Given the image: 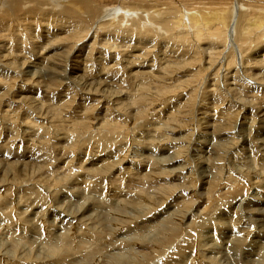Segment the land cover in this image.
<instances>
[{
    "label": "bare ground",
    "instance_id": "obj_1",
    "mask_svg": "<svg viewBox=\"0 0 264 264\" xmlns=\"http://www.w3.org/2000/svg\"><path fill=\"white\" fill-rule=\"evenodd\" d=\"M2 1L3 0H0V7L2 6V11L0 12V91L4 90V94H0V98L6 96L8 99L7 102L12 98V102H16L23 106L26 105L28 111H38L40 114L37 113L40 116L36 115V112L34 113L36 119L38 118V120L42 119L43 122H49L51 130H48L49 127L45 129L43 127L45 125L42 126L39 121H30L24 118V120L27 121L20 122V124L22 123V128H20L22 135L28 134L32 137L37 135L42 138L39 142L42 151L44 148L47 149V143L50 141L46 143V140L49 139L52 132L54 133L53 139L67 142L69 144L68 149L71 148V152L75 149L76 151L78 149H83V147H78L79 143L81 141L83 142L81 139L82 136H89V142L94 139V146H98L96 147L98 149L108 150L111 143L115 144L117 140H123V143L120 145H122V147L126 146L128 139L126 126L121 124L118 120L112 122L106 118L107 115L111 113V110L118 112L119 116L123 115V102L120 98L126 95V91H123L121 87L119 90L111 89V85L120 84L121 86L127 78H132V76L138 79V82H135L138 86L136 90L137 94L133 93L132 104L137 105L139 102H146L147 107L140 110L141 117L137 118L135 124H133V129H135L134 125L139 121L138 119L144 117L143 119L145 120L150 112L154 111V118H157L156 114L159 113L160 110L153 109V111L149 113L148 111L152 109L155 103L162 102L164 101L163 99L166 98L165 94L168 91L162 88L163 86L180 81V79L176 78V73L179 68L182 67V64L195 65L196 63H202L203 68H199L198 66L195 70L192 69L193 71H191L190 78L183 81V84H181V88H183L182 91L184 92H181L182 94L179 97H187V100L191 98L193 101L196 100L194 102L195 105L191 104V107L194 105L193 108L187 110L186 107H181L182 109H180L178 114H172V116L168 115L166 121H163L164 115L160 116L155 121L153 120V122H151L152 120L149 121L152 123L146 130L149 136L147 133L145 134L148 138L142 139V137H139V139L133 143L138 145L144 152L137 151L136 153L134 151L131 153L134 155L130 157L128 153L126 154V150L121 148L119 151L116 150L114 153L110 154L105 153L103 156L99 157V152L103 150L97 149L99 152L95 150L93 155L89 152L87 153L95 157L94 161H98V165L99 162L102 163L100 166H93V168L91 166L93 163L91 160H81L83 164L81 163L80 167L76 168L80 171L84 170L85 173L89 175L91 171H94L91 179L83 173L82 176L89 179V187H93V185L95 188L99 189L102 187V190L99 191L100 198L95 196L92 197L91 195L90 197L84 193L80 195L83 191L77 186L80 185V178L82 180V176H80V178H74V180L70 179L69 177L73 175L72 171L74 170H72L71 167V169L68 171L65 170L66 172L64 171L56 177H53L54 174L53 176L51 175L52 177L50 175V177L37 176L34 180L35 184L31 185V187L28 185V188L22 187L25 186V181H17L16 179L18 186L15 194H19V196L15 200V204L19 207V210L17 213H14V207H10L11 202H7L8 200H3L0 203V264H264V229L260 225L264 222V201L259 200L260 197L258 196V199H255V197L254 199L251 198L248 194L250 190L246 192L243 190V187H239L240 184L243 185L241 177L243 179L246 178L254 185L260 183L262 179L264 180V140L260 142L254 139V141L251 142L250 139L253 147V150L250 151L251 159L248 158L249 153L247 154V152L249 151L244 148L245 145H247L244 141L245 135L249 131L245 133V135L242 132L236 133V135H239L238 139L232 136L235 139L230 143L231 145L227 143V145H224L225 142L213 141V135L218 134L221 136L231 134L230 132L233 129L231 125L234 124L235 121L237 124L239 118L243 117H240L243 109L228 115L230 113H227V111L232 109L228 107L224 113H219L220 117H217V114L211 115L214 117L216 115L215 120L217 122L213 119L215 123L212 125L208 123L205 127H203V125L207 122L203 121V125L201 126V120H205L204 118L208 117L206 113L201 112L204 116H198L200 117L199 122H197V118H195L196 110L208 104L209 96L207 95V89L209 94L210 92H213V94L217 92L216 94H219L222 99H226L225 97L227 94H229L231 98L234 92H236L237 86L233 85L237 84V79L239 81L243 80L244 83L241 84V87H245L248 82L264 85V79L256 81L254 78L255 75L251 74V72L249 73L250 69L253 67L256 69L258 67H255L257 63L264 62V55L263 57L258 56L262 57V60L258 61L256 59L257 57L251 58L254 53L250 52V50H257L258 47L264 45V0H236V2L234 0ZM118 14L120 15L118 16ZM59 22H61V24ZM83 23H86L84 30L81 29V24ZM79 25L80 29H78ZM61 26L67 28V30L63 31V34H65L63 36H60L61 33L56 34V30H61ZM32 32L37 34L47 33L45 35L49 34L51 37L45 36V38L48 39L46 44H50L46 47H40L37 55L33 52L35 50L33 47L35 46L31 45L34 43L33 40L37 39V36ZM90 33L91 35L93 34L91 38H89ZM88 39H93L94 41L92 44L85 46L84 43L87 42ZM122 39H126L124 40L126 41L125 43L131 41L137 44H134V46H127L124 42H121V44L116 43V40ZM162 39H165V41L167 40L165 44L168 46V50L173 48L172 45L178 48L174 56V58L176 57L177 59L174 61L167 63L168 61L165 60V57L160 58L161 54H156V51L161 52L163 49V46L160 48V46L164 44ZM159 40L162 41L160 45ZM55 43L65 44L62 45L64 46L62 49L65 48L64 53L67 54L66 61L60 62V60L57 62H50L46 57L47 53L42 52L53 49ZM18 45L20 49L17 50ZM251 46L253 47L252 49H250ZM235 47H238V50H235ZM179 51H181V53ZM137 52H142V55H139ZM44 53L45 56H43ZM85 53L90 56L93 53L99 54V58L97 57L96 59L100 61L103 60V62H101L104 64L103 67H99L93 77H89L90 70L85 71L88 69V66L85 65L84 69H81V64H85V62H82ZM147 53H153V55H148ZM127 54L130 55L128 56ZM115 55L122 61L124 56L127 55V63L131 64V68L127 65L118 66V64L116 65L117 68H115V63L112 66L115 70L111 71L109 66L112 64L106 66L104 62H112L116 57ZM19 57L22 59L18 60L17 58ZM167 57L169 58L170 56ZM155 63L161 66L155 65ZM238 63H240V65ZM143 66H145L146 69L159 66V70H156L159 74L150 78L146 72L135 70V68L140 69L143 68ZM174 69H176V71ZM80 71L84 73L80 75ZM109 71L111 72L109 73ZM222 71H224V74ZM203 74H205V76L203 79H200L199 76ZM221 74H223V76ZM23 75L25 79L23 77V80L20 79L21 81H18L19 76ZM192 77L193 80L189 81ZM255 77L258 76L256 75ZM17 81L20 84L17 83ZM45 81L55 82L56 85L64 89L62 97L66 96V93H68L71 87L77 88L71 96V99H69L72 100V102H74V99L77 100L76 98L78 95L79 99L85 96L86 102H88L89 99L92 101L91 95L100 93L99 99H97L96 102L99 101L101 103V101H107L102 107V111L106 114L104 120H98V123L94 122V124H97L95 126L92 124L93 121L91 122V119L83 117V115L77 121H71L72 123L69 121L70 124L66 121V118L62 119V124H57L56 119L61 115L63 103L56 108H53L52 105H47V107L44 103L35 104V100H30V98H33L31 96L24 95L19 97L21 94L17 95L18 91H20L19 88L26 90L29 89V87H34L35 89L41 88L44 92L49 93L47 87L44 89V86L42 87V82L46 83ZM110 81H112L111 84L109 83ZM146 81L153 83L144 85ZM251 87L254 86L252 85ZM248 88L250 87L248 86ZM79 89L82 91L81 94H78ZM134 89L135 88L132 90ZM223 91H226L227 94ZM139 93L143 94L141 95ZM250 94L248 96H250ZM253 95L255 94L253 93L252 96ZM237 99L235 102L243 106L247 107L250 106L248 104H251V101H244L240 97H237ZM81 101L85 102L84 100ZM228 102L230 103V101ZM235 104L234 106H236ZM217 105L219 107V104ZM217 105L215 106V112H219L217 110ZM243 106L241 107L244 108ZM9 109H6V111L3 110V112L0 113V124L6 131L12 133L15 131L14 134L17 135L16 130H18V126L14 121L15 116ZM31 114H27V118H29ZM34 115L32 114V116ZM223 118L225 119L222 121L223 123H219L218 120H222ZM257 118L258 116L256 119ZM5 121H7V123H5ZM254 121L255 120L252 119V123H254ZM196 122L199 123L198 126L203 127L206 132L194 137V126ZM146 125L147 124H145V126ZM187 125L189 127L187 128L182 142H178L176 138H172L171 134L174 129L181 128L182 126L186 127ZM238 125L241 124L238 123ZM238 125H236V129ZM145 126L138 129V131H141ZM258 127L261 128V126ZM209 130L212 132L209 133ZM208 137L210 139H207ZM18 138H20V136ZM37 139L35 138L34 140ZM108 141L110 142L108 143ZM3 142L4 144L2 147H8V145H10L8 149H15L17 146L15 143H9L10 140L7 143H5V141ZM17 142L20 143L19 141ZM35 143L37 144L38 141ZM67 143L65 144L68 145ZM174 143L177 144L178 147L173 146ZM37 146L38 145L35 146L36 150L38 148ZM34 148L32 149L34 150ZM49 151L53 153L51 148ZM117 152H120L122 157L120 154L117 155ZM147 152L150 154L144 156ZM161 152L164 154L168 152V156L162 158L163 161L168 162L166 165L164 164L159 167L152 166L154 170L158 169L162 171L164 170V166L180 162V167L172 172V174H177V176H175L176 178L183 179L185 184H190V186L186 187V190L189 192L197 191L198 182L199 188H202L201 185L203 184L201 190L206 192V197H210V195L216 193L214 192L215 190L222 191L226 189V187L224 189L220 187L222 183H229V185L225 186L230 188V190L234 188L229 194L227 193L224 195L225 197L223 196L222 198L229 206L222 207L220 205L221 208L219 209L221 210L220 213H224L223 216H225L223 218L225 221L222 220V223L219 222L221 223L219 224L220 227H216V230L220 229L222 232L221 235L223 236L218 238L224 240V242L221 243L222 245L216 243L218 240H216V235H210V237H208L209 235L207 237L205 236L208 223H213V221H210V219L206 220V218L209 214L214 213L210 206L205 212H203L204 209L201 211L199 210L201 204H203V200H198L203 199L205 195L202 193H194L192 197H188L186 191L183 192L178 190L180 193H183L177 197L178 193H176V191L180 188V185H170L169 187L166 185L168 187L166 190H161L165 188V185L156 190L150 189V187L153 186L148 183L149 178L153 175V173H151L153 170L151 166H149L151 168L148 167L150 172L144 178L137 176L135 177L136 179H133L135 176L133 175V180L130 179L132 182L137 181L138 184L142 182L145 187L144 189L140 187V190L134 188L133 191H129L134 200L132 201V198H130L131 200L128 199L129 201L120 199L125 195V192L127 193L125 189L130 186L123 181V177L125 176L126 178L127 175L125 171L128 169L124 168L123 165L129 163L136 169L138 166L140 167L142 165L141 162L143 159L153 161V159H155L154 157H156L155 155H159ZM37 153H39V150ZM81 153L84 154L83 151ZM141 153H143V155ZM10 154H12V156L13 154H17L18 156L20 152L15 151ZM87 154L85 153V155ZM230 156L241 159L243 165H247L248 168H240V170L237 171L238 173L235 172V174L227 175L224 179L220 180L223 163L230 164L231 162L228 163V159L231 158ZM112 158L116 160L120 159V161L117 163V161H113L114 159L112 160ZM46 159L44 160L46 161ZM59 159L61 160V158ZM59 159L55 158L57 162ZM259 160L260 163H258ZM60 162H62V160ZM20 163L16 164L19 165ZM25 163L22 164V167L26 165ZM16 164L14 166L15 168L18 167ZM199 165L200 168L213 166L215 173H212L210 169L208 175L204 176V178L202 177V180V175H199L202 171H198ZM40 166L43 167V164ZM3 167H5V169L2 170V168L1 170L4 171L5 175L1 178V181L7 182L8 174H12L11 172L15 168L11 167V165H5ZM26 168L27 166L24 167V169ZM61 169H63V167ZM119 170L121 172H119ZM195 170L196 173L198 171L197 175H199L198 177L202 181H194L193 178L197 176L195 175ZM38 171H41L40 167ZM114 171L118 173L116 177ZM203 172L207 173L208 169L204 168ZM119 173L121 174L119 175ZM168 174V171L165 172V175ZM128 175H132L129 169ZM232 175H234V177ZM237 176L238 178L240 177L239 182ZM29 177H31V175ZM205 178L207 181L204 180ZM3 179L5 180L3 181ZM92 180H94L93 185H91ZM109 182L110 186H113L110 188L113 193L107 191ZM85 183V186H88L87 182ZM237 184H239L238 187L235 186ZM38 186L42 187V189H39ZM105 187L107 188L105 189ZM116 187L119 188V190H116ZM68 188L69 190L66 193H68L69 197L67 198H73H70V201H58L59 199H56L58 201L56 206H51V201H46L45 195L48 193L50 195L52 192V194L56 196L60 193V190ZM86 188L88 189V187ZM241 188H243L242 190L244 192L241 191ZM252 189L256 188L253 186ZM90 190L93 189L91 188ZM80 191L81 193H79ZM91 193L94 194V191ZM220 193L218 194L217 192V200L222 196ZM28 194H30V196ZM26 196L29 197L26 198ZM8 198L10 199L11 197ZM157 198L158 201L156 200ZM28 201H31V203L28 204L29 208L25 206ZM161 206L162 208H160ZM210 210L211 213H209ZM6 211L7 213H5ZM161 213L162 215L159 217ZM253 224H259V227L256 225L258 231H252L253 237L251 239L248 236V229H254ZM209 231L211 232L213 230H208V232ZM125 233L135 235L129 238H120ZM261 234L262 236L257 238ZM193 238L198 239L196 246L194 244L192 245ZM219 242L220 241H218V243ZM145 248L149 251H144ZM226 251L230 252H227L229 253V257L232 256L230 259L223 254ZM247 258H249V260H247ZM227 259L229 262H227Z\"/></svg>",
    "mask_w": 264,
    "mask_h": 264
},
{
    "label": "rangeland",
    "instance_id": "obj_2",
    "mask_svg": "<svg viewBox=\"0 0 264 264\" xmlns=\"http://www.w3.org/2000/svg\"><path fill=\"white\" fill-rule=\"evenodd\" d=\"M232 1V0H231ZM235 2H236V0H234ZM2 2H4V0L2 1ZM206 3H208V2H206ZM244 3V2H243ZM109 6H112V5H109ZM117 7V6H116ZM2 11V6L0 7V12ZM120 14H118V16H119ZM58 19H61V18H58ZM60 24H61V22H59ZM58 23V24H59ZM71 25V24H70ZM82 26V28L81 29H85V26H86V23H83V24H81ZM58 28V27H57ZM64 28V29H63ZM60 29L61 30H56L57 32H56V34L57 33H61L60 34V36H63V35H65V34H63V31L64 30H67V28H65V27H60ZM78 29H80V25L78 26ZM32 33H34L36 36H37V39H35V40H33V44H31V45H33V46H35V47H33L35 50L33 51L34 53H35V55H37V52L40 50V47H46V46H48L50 43H47L46 44V41L48 40L47 38H45V36H49V34L48 35H45V34H47V33H40V34H37V33H35V32H32ZM39 35V36H38ZM93 35V34H92ZM91 33H90V36H89V38H91ZM85 36V35H84ZM83 36V37H84ZM50 37V36H49ZM51 38V37H50ZM71 40V39H70ZM124 40H126V39H122V40H116V43H118V44H121V42H124V44H126L127 46L129 45V46H134V44H137V43H135V42H128V43H125L126 41H124ZM128 40V39H127ZM94 40L93 39H88L87 40V42H85L84 43V45L86 46V45H90V44H92V42H93ZM134 41V40H133ZM160 41V43H159V45L160 44H162V41L164 42V44H162L161 46H160V48L163 46V49H162V51L161 52H159V51H156L157 53L156 54H161L160 55V58H163V57H165L166 59L165 60H167L168 62L167 63H169L170 61H174L175 59H177L176 57L174 58V56L176 55V49H178V48H176V47H174L173 45H172V47L173 48H171V49H167L168 48V46H166V41H165V39H162V41L161 40H159ZM263 42H264V39H263ZM59 43V42H58ZM58 43H55L54 44V46H53V49H50V51L49 50H46V51H42V52H45V53H47L46 54V57L50 60V62H57V61H60V62H63V61H66V57H67V54H65L64 53V50H65V48L64 49H62V47H64V46H62V45H65L64 43H62V44H58ZM130 43V44H129ZM132 43V44H131ZM124 44H122V45H124ZM157 45H158V43H157ZM156 45V46H157ZM159 45H158V48H159ZM258 46V45H257ZM27 47H28V45H27ZM82 47H83V45H82ZM90 48V47H89ZM88 48V49H89ZM253 47L251 46L250 47V49H252ZM18 49H20V46L18 45L17 46V50ZM81 49V48H80ZM166 51H165V50ZM175 49V50H174ZM180 49V48H179ZM182 49V48H181ZM238 50V47H235V50ZM166 53H165V52ZM167 51H169V52H167ZM1 52V51H0ZM180 53H181V51H179ZM178 52V53H179ZM237 52V51H236ZM250 52H253L254 54H253V56H251V58H254V57H257L256 59L258 60V61H261L262 60V57H263V55H264V45L263 46H261V47H258V49L257 50H250ZM45 53H44V55L43 56H45ZM139 55H142V52H137ZM164 53H165V55H167V56H170L169 58L167 57V56H165L164 55ZM168 53V54H167ZM178 53H177V55H178ZM134 54V53H133ZM148 54V53H147ZM147 54H145V55H147ZM163 54V55H162ZM261 54V55H260ZM128 56L130 55V54H127ZM124 56V58H123V61L122 60H119V58L117 57V55H115L117 58H118V60H117V58L115 57V59H113V63L112 62H109V63H107V62H104V63H106V66H109V65H111V66H109L110 68V70L112 71H114L115 70V68H117L116 67V65L118 64V66H120V65H122V66H128V67H130L131 68V64H128L127 63V60H128V56ZM148 55H153V53H150V54H148ZM248 55V54H247ZM257 55V56H256ZM39 56V55H38ZM98 56H100L99 54H95V53H93V54H91V56L90 55H88V54H84L83 55V60H82V62H85V64L83 65V64H81L82 66H81V69L83 70L84 69V66L86 65V66H88V69L87 70H85V71H89L90 70V73H89V77H93L94 75H95V73H96V71H98L97 69L100 67V68H102L103 67V63H101V62H103V60L102 61H100V60H97L96 58L98 57ZM102 56V55H101ZM258 56H262V57H258ZM103 57V56H102ZM172 57V58H171ZM179 57V56H178ZM99 58V57H98ZM174 58V59H173ZM18 60H21L22 58L21 57H19V58H17ZM85 59V60H84ZM87 59V60H86ZM101 59V58H100ZM181 59V58H180ZM232 59V58H231ZM240 59V58H239ZM98 61V62H97ZM120 63H118V62ZM122 61V62H121ZM157 62H159V61H157ZM166 62V61H165ZM253 62V61H252ZM80 63H81V60H80ZM91 63V64H90ZM116 63V64H115ZM159 63H162V62H159ZM101 64H102V66H101ZM115 64V65H114ZM201 64V65H200ZM239 65H240V63H238ZM95 65V66H94ZM114 65V67L115 68H113L112 66ZM155 65H160V64H156L155 63ZM166 65V64H165ZM164 65V66H165ZM161 66V65H160ZM198 66H199V68L200 67H202L203 68V65H202V63H196L195 65H191V64H187V65H184V64H182V67L181 68H179V70H178V72L176 73L177 75H176V78L177 79H180V81L179 82H172V84H169V85H165V86H163L162 88H165L166 89V91H168V92H166V98L165 99H167V100H165V99H163L164 101H162V102H159V103H155L156 104V106H155V104L153 105V107H152V109L151 110H149L148 111V113L150 112V111H153V109H155V110H160V112L159 113H157L156 114V117L157 118H154V116H155V114H153V112H150L149 114H148V116L145 118V120L143 119V118H140V119H138L139 121H137V123H136V125H134V128L135 129H133V124H135V120L137 119V118H139V117H141L140 116V110H143V109H145V107H147V103L146 102H139L137 105H133L132 104V98H133V93L135 94H137V89H138V86H137V82H138V79L136 78L135 79V77H133L132 76V78L131 77H129V78H127L126 80H125V82L123 83V84H121V86H120V84H116V85H111V89L113 88V89H115V90H119L120 89V87H121V89L123 90V91H126V95L123 97V98H120L121 100H122V102H123V105H122V107H123V110H122V112H123V115H121V116H119V113L118 112H114L113 110H111V113L109 114V115H107V120H110V121H114V120H118L121 124H124L125 126H126V130H127V132H126V134H127V137H128V139H127V145L126 146H123L122 147V145H120V144H122L123 142V140H117L116 142H115V144H116V146H115V144L113 143H111V145H112V148H111V145L109 146V148H108V150H104V149H98V148H96V147H98V146H94V139H92L91 140V142H89L90 140H88V138H89V136H82V140H83V142L81 141L80 143H79V145H78V147L80 148V147H83V149L82 150H80V149H78L77 151H76V149L73 151V152H71L70 151V149H68L69 148V144L67 143V142H65V141H63V140H59L58 141V139L57 140H54L53 138H54V133L52 132L51 134H50V137H49V139L48 140H46V143H47V141H50V142H48L47 143V149L46 148H44V150L42 151L41 149H40V145H39V142L41 141V137H38L37 135L35 136V137H32V136H30V135H28V134H25V135H22V133L20 132L21 130H20V128H22V123L20 124V122H22V121H27V120H24V118H26V119H28V120H30V121H36V122H40L41 123V125L43 126V125H45V126H43L45 129H47L48 127H49V129L48 130H51V128H50V125H49V122H47V121H45V122H43V120L42 119H40V120H38V118L36 119V115H39L36 111V113L33 111H31V110H29L28 111V109H26V105H20V104H17L16 102L14 103V102H12L13 100H12V98H10L9 99V101L7 102V98H6V96L5 97H3V98H0V113H2L3 112V110L4 111H6V109L8 110L9 108H11V109H9L10 111H12V113H13V115L15 116V123H16V125L18 126V130H16L17 131V135L16 134H14V132L12 133V132H10V131H6V129H4V127L0 124V145H1V147H0V186H3V187H0V203L3 201V200H8L7 202H11L10 203V207L12 206V207H14L13 208V212L14 213H17V211L19 210V207L18 206H16V204H15V200L18 198V196H19V194L17 195V194H15L17 191V186H18V184H17V181H25V183H24V185L25 186H22V187H26V188H28V185H29V187H31V185H34L35 184V179L37 178V176H42V177H44V176H53V174H54V176L53 177H56V176H58V174H62V172H64L65 170L66 171H68L69 169H71L72 168V174L73 175H71L69 178L70 179H72V180H74V178H80V176H82V173L83 174H85V176H89L90 178L89 179H91L92 177H93V175H92V173L94 172V171H91L90 173V175L88 174V173H85V171L83 170H78V168L80 167V165H81V163L83 164V162L82 161H84L85 159H88V160H91L93 163H92V168H93V166L95 167V166H100V164H102V163H100L99 162V165H98V161H94V159H95V157H93V156H91V155H93V153H94V151L96 150V151H98V150H103V151H101V152H99V154L100 155H98L99 157L100 156H103L105 153L107 154V153H114L116 150L117 151H119L121 148L122 149H125L126 151V154L128 153V156H130L131 157V155H134V154H131L132 152H136L137 153V151H139V152H144L143 150H141L139 147H138V145H136V144H133V143H135V141H137L138 139H139V137L141 138L142 137V139H146V138H148V131L146 132V130L150 127V125L152 124V123H150L149 121H151V122H153V120L155 121L156 119H158L160 116H163V121H166V119H168V115L169 116H172V114H178L179 113V111H180V109H182V108H185L186 107V109L187 110H189V109H192L193 108V106L195 105V101H193V99L191 98V99H189V100H187L186 98L187 97H179L182 93L181 92H184V91H182L183 90V88H181V84H183L182 82L183 81H185V80H187V79H189L190 78V75H191V71H193V70H195L196 68H198ZM256 66H258L256 69L253 67L252 69H250V71H249V73L251 72V74H254L255 76L257 75L258 77H255L254 76V78H255V80L256 81H260L261 79H264V76H262V75H264V62H260V63H257V65H255V67ZM157 67V68H156ZM154 66L152 69L151 68H145V66H143V68H140V69H136L135 68V70H139V71H143V72H146L147 73V75L150 77V78H152V77H155V75H158L159 74V72L158 71H156V70H159V66ZM190 67V68H189ZM129 69V68H128ZM191 69V70H190ZM193 69V70H192ZM243 69V68H242ZM175 71H176V69H174ZM189 70H190V72H189ZM111 71H109V73L111 72ZM225 71V70H224ZM224 71H222V73L224 74ZM23 73H24V71H23ZM84 72H82V71H80V75H82ZM128 73V72H127ZM234 73V72H233ZM161 74V73H160ZM223 74H221L222 76H223ZM85 75V74H84ZM175 75V74H174ZM205 76V74H203L202 76H199V78L200 79H203V77ZM23 77H24V75L23 76H19V80L18 81H21V80H23ZM207 78V77H206ZM21 79V80H20ZM24 79H25V77H24ZM208 79V78H207ZM128 80V81H127ZM132 80H133V82H132ZM191 80H193V77L189 80V81H191ZM221 80H222V77H221ZM17 81V83H19ZM127 81V82H126ZM231 81H233V80H231ZM237 82V84H234L233 86H237V90H236V92H234V94L236 95H234L233 94V97H231L230 98V95L229 94H227V92L226 91H223V92H225L226 94H227V96L225 97L226 99H222V97H220L219 96V94L217 95L216 93L217 92H214V94H213V92H210V94H209V92H208V89H207V95L209 96V100H208V104H207V106H203V107H201V108H199V110H196V116H195V118H197L196 119V121L197 122H199V118L200 117H203L204 115L201 113V112H203V113H206L207 115H208V117H205L204 119L205 120H201V122H202V124H201V126L203 125V121L204 122H207V123H205L204 125H203V127H205V125L207 126L208 125V123L210 124V125H212V124H214L215 123V118H216V115H215V117L214 116H211V115H214V114H217V117H220L219 116V113H224V111L226 110V108H228V107H230V108H232L231 110H229V111H227V113L229 112L230 114H228V115H231V113L232 114H234L236 111L238 112L239 110H242L243 109V111L241 112V114H240V117L241 116H243V117H241V118H239V120H238V123L239 124H241V125H238V123L236 124L235 122H234V124H232L231 126H233L232 128V131L230 132L231 134L230 135H213V141H220V142H225V144L224 145H231L230 143H232L233 142V140L236 138V139H238L239 138V135H236V133H238V132H242L244 135H245V133H247L248 131V133L245 135V142H246V144L248 145H245V149H247L249 152H247V154L249 153V155H248V158L249 159H251V154H250V151H252L253 150V147H252V141H254V139L256 140H259L260 142H263L262 140H264V119H263V117H264V85H257V84H255V83H252V82H248L247 83V87L245 86V87H241L242 85V83H244L243 82V80H236ZM46 82V81H45ZM136 82V83H135ZM170 82V83H171ZM239 82V83H238ZM43 84H42V87H43V89L44 88H46L47 87V89H48V92L49 93H47V92H44V90H42L41 88H38V89H35L34 87H29V89H26V90H24V89H20L19 88V90L20 91H18V94L17 95H19V94H21V95H19V97H22V96H24V95H26V96H31V97H33V98H30V100H32V101H34L35 100V104H38V103H44V104H46V106L48 105V106H51L52 105V107L53 108H56L57 106H59V105H62L61 103H63V109H61L62 110V112H61V115H59L58 116V118L56 119V123L57 124H62L61 123V121H62V119L63 118H66V121H77V120H79L80 118H81V116H83V117H87V118H89V119H91V122H92V124L93 125H97V124H94V122L96 123H98L99 121L98 120H101V121H103L104 120V118H105V116H106V114H105V112L104 111H102V107H103V105H105L106 104V102L107 101H105V102H103V101H101V103L99 102H96L97 101V99H99V95H100V93H96L95 95H91V99H92V101H90V99L88 100V102H86L85 101V96H84V98H80L81 100H84L85 102H82L80 99H79V95H78V97L76 98L77 100H73L74 102H72V100H69V99H71V96L74 94V91H75V89L77 90V88H75V87H71L70 88V90L68 91V93H66V96L65 97H62L63 96V94L64 93H62L63 91H64V89H62L61 87H59L58 85H56V83L55 82H50V81H48V82H46V83H44V82H42ZM110 84L112 83V81H110L109 82ZM153 83V82H152ZM152 83H150V82H148V81H146L145 82V84L144 85H148V84H152ZM206 83H208V82H206ZM20 84V83H19ZM135 84V85H134ZM187 84V83H186ZM238 84H240V85H238ZM45 85H48V86H45ZM254 86V87H251V86ZM113 86H115V87H113ZM137 88H136V87ZM221 86H222V84H221ZM248 86L250 87V88H248ZM118 87V88H117ZM183 87V86H182ZM239 87V88H238ZM130 88H135L134 90H132V89H130ZM159 88H160V85H159ZM222 88H223V86H222ZM252 88V89H251ZM254 88V89H253ZM259 88V89H258ZM18 89V88H17ZM69 89V88H68ZM100 89V88H99ZM164 89V90H165ZM244 89V90H243ZM246 89H247V92H246ZM22 90H24V91H22ZM129 90V91H128ZM250 90V91H249ZM257 90V91H256ZM31 91H32V93H31ZM39 91V92H38ZM72 91V92H71ZM239 91V92H238ZM4 92V90H1L0 91V94H4L3 93ZM81 90L79 89V93L78 94H81ZM241 92V93H240ZM244 92V93H243ZM72 93V94H71ZM131 95H130V94ZM237 93V94H236ZM251 93V94H250ZM255 94V95H253L252 96V94ZM258 93V94H257ZM15 94V95H16ZM47 94V95H46ZM139 94H143V93H139ZM178 94V95H177ZM245 94V95H244ZM250 94V96H248ZM256 94H257V96H256ZM177 95V96H176ZM212 95V96H211ZM232 95V94H231ZM245 97H244V96ZM217 96H218V98H217ZM236 98H235V97ZM262 96V97H261ZM16 97V96H15ZM172 97V98H171ZM213 99H212V98ZM228 97V98H227ZM237 97H240V98H242L244 101H251V104H248V105H250V106H243V105H241V104H238V103H236L235 102V100L237 99ZM174 98V99H173ZM215 98H216V100H215ZM219 98H220V100H219ZM15 99V98H14ZM43 99V100H42ZM171 99V100H170ZM230 99V100H229ZM263 99V100H262ZM40 100V101H39ZM169 100V101H168ZM11 101V102H10ZM64 101V102H63ZM90 101V102H89ZM173 101V102H172ZM186 101V102H185ZM214 101V102H213ZM228 101H230V103L228 102ZM237 101H238V99H237ZM9 102H10V104H9ZM165 102V103H164ZM172 102V103H171ZM223 102H225V103H223ZM241 102V101H240ZM49 103V104H48ZM167 103V104H166ZM185 103V104H184ZM221 103H223V104H221ZM229 103V104H228ZM236 103V104H235ZM8 104V105H7ZM57 104V105H56ZM65 104V105H64ZM67 104V105H66ZM191 104H194V105H192V107H191ZM210 104V105H209ZM214 104V105H213ZM217 104H219V107H218V105ZM234 104L237 106H234ZM163 105V106H162ZM178 105V106H177ZM184 105V106H183ZM186 105V106H185ZM205 105V104H204ZM217 105V110L219 111V112H215V110H216V108H215V106ZM225 105V106H224ZM247 105V104H246ZM47 106V107H48ZM155 106V107H154ZM158 106H160V107H158ZM212 108H211V107ZM232 106V107H231ZM241 106H243L244 108H242ZM158 107V108H157ZM162 107V108H161ZM178 109H177V108ZM182 107V108H181ZM221 107V108H220ZM223 107V108H222ZM24 108V109H23ZM161 108V109H160ZM164 108V109H163ZM176 108V109H175ZM218 108H220V109H218ZM247 108V109H246ZM30 109V108H29ZM163 109V110H162ZM222 109V110H221ZM45 110V109H44ZM174 110V111H173ZM177 110H178V112H177ZM213 110V111H212ZM162 111V112H161ZM183 111V110H182ZM210 111H212V112H210ZM19 112V113H18ZM173 112V113H172ZM175 112V113H174ZM200 112V113H199ZM33 114L34 115V113L36 114V115H34V116H32V114L31 115H29L30 117L29 118H27V114ZM152 113V114H151ZM170 113H171V115H170ZM199 113V114H198ZM209 113V114H208ZM226 113V112H225ZM205 114V115H206ZM158 115V116H157ZM256 115V116H255ZM40 116V115H39ZM79 116V117H78ZM198 116H200V117H198ZM258 116V118L256 119V117ZM34 117V118H33ZM211 117H214V118H211ZM224 117V116H223ZM18 118V119H17ZM154 118V119H153ZM20 119V120H19ZM148 119V120H147ZM215 121H214V120ZM252 119L253 120H255L254 121V123H252ZM209 120V121H208ZM212 122H211V121ZM218 120V119H217ZM225 119L223 118L222 120H218V122L219 123H221L222 121H224ZM43 123H42V122ZM227 121V120H226ZM259 121V122H258ZM70 122H69V124H70ZM71 122V123H72ZM139 122V123H138ZM148 122V123H147ZM185 122H186V120H185ZM196 122V124H195V126H194V129H195V132H194V137H196V136H198L199 134L201 135V133H205L206 132V130L203 128V127H199L198 125H199V123H197ZM217 122V121H216ZM5 123H7V121H5ZM223 123V122H222ZM221 123V124H222ZM252 123V124H251ZM258 123H259V125H258ZM21 126H20V125ZM145 124H147L146 126H145ZM251 124V125H250ZM254 124H256V125H254ZM48 125V126H47ZM149 125V126H148ZM162 125V124H161ZM236 125H238L237 126V129H236ZM254 125V126H253ZM20 126V127H19ZM143 126H145V128H143L141 131H138V129H140V128H142ZM230 126V127H231ZM257 126V127H256ZM258 126H261V128L260 127H258ZM183 127V126H182ZM178 128V129H174L173 130V132H172V134H171V136H172V138H176L177 139V141L178 142H182L183 141V137H184V135L186 134V131H187V128L189 127L188 125L185 127H183V128ZM235 127V128H234ZM145 129V130H144ZM185 129V130H184ZM138 132H137V131ZM253 132H252V131ZM255 130V131H254ZM136 131V132H135ZM20 132V133H19ZM142 132V133H141ZM183 132V133H182ZM210 132H212L211 130H209V133ZM251 132H252V134H251ZM11 133H12V135H11ZM29 133H30V131H29ZM147 133V135L148 136H146L145 134ZM188 133V132H187ZM19 134H21V135H19ZM168 134V133H167ZM251 134V135H250ZM15 135V136H14ZM143 135V136H142ZM248 135V136H247ZM17 136V137H16ZM20 136V138H18ZM22 136H24V137H22ZM145 136V137H144ZM232 136H234V137H232ZM22 137V138H21ZM37 137H38V139H37ZM84 137V138H83ZM221 137V138H220ZM247 137V138H246ZM15 138H18V139H15ZM37 139V140H34V139ZM60 138H61V136H60ZM215 138V139H214ZM249 138V139H248ZM23 139V140H22ZM34 140V141H31V140ZM207 139H210L209 137L207 138ZM250 139H251V142H250ZM6 140H10V142L9 143H11V144H13V143H15V145H17L16 146V148L15 149H12V148H10V149H8L9 147H10V145H8V147H6V146H3L2 147V145L4 144V142L3 141H5V143H7L8 141H6ZM88 140V141H87ZM17 141H19L20 143H18ZM36 141H38V143L36 144L35 142ZM93 141V142H92ZM21 142H22V144H21ZM110 141H108V143H109ZM18 143V144H17ZM31 143V144H30ZM65 143H67L68 145H66ZM107 143V144H108ZM117 143H119V144H117ZM227 143V144H226ZM249 143V144H248ZM22 146H21V145ZM31 145V146H30ZM33 145V146H32ZM36 145H38L37 147V150H36ZM65 145V146H64ZM135 147H134V146ZM92 146V147H91ZM121 146V147H120ZM173 146H176V147H178L177 146V144H173ZM15 147V146H14ZM23 147V148H22ZM35 147V148H34ZM61 147H62V149H61ZM94 147V148H93ZM116 147V148H115ZM138 147V148H137ZM32 148H34V150L32 149ZM49 148V149H48ZM50 148L52 149V151H53V153L52 152H50L49 150H50ZM91 148V149H90ZM137 148V149H136ZM28 149V150H27ZM98 149V150H97ZM111 149V150H110ZM113 149V150H112ZM36 150V151H35ZM38 150H39V153H37L38 152ZM88 150V151H87ZM128 150V151H127ZM15 151H19L20 152V155H18L17 156V154H13V156H12V154H10V153H14ZM35 151V152H34ZM63 153H62V152ZM75 151H76V153H75ZM84 152V154L83 153H81V152ZM109 151V152H108ZM10 152V153H9ZM46 152H48V153H46ZM80 152V153H79ZM90 153L89 155L87 154V153ZM104 152V153H103ZM162 152H164V151H162ZM161 152V154H159V155H155L156 157H154L155 159H153V161H149L148 159H143L142 160V162H141V166L139 167L138 166V168H134L133 166H131L129 163H126L125 165H123V167L124 168H128L130 171H131V176H129L128 175V169L125 171L126 173H127V175H126V178H125V176L123 177V181L125 182V184H129L130 186L129 187H127L125 190L127 191V193L125 192L124 194L125 195H123L120 199H126V200H128V199H130V198H132V201L134 200V198H133V196L131 197V195H130V193H129V191L131 192V191H133V189L134 188H138L139 190H140V187H141V189H142V187H143V189L145 188L144 186H143V184H142V182H140V184H138V182L137 181H133L132 182V180L133 179H136L135 177H145L149 172H150V169L148 170V167L149 166H157V167H159V166H162V165H166L167 164V162H165V161H163L162 160V158H164L165 156L167 157L168 156V152L166 153V154H164V153H162ZM10 155H9V154ZM37 153V154H36ZM44 153V154H43ZM51 153V154H50ZM85 153L87 154V155H85ZM42 154V155H41ZM59 154H61V155H59ZM118 154H120V156L122 157V154L120 153V152H117V155ZM125 154V155H126ZM142 155H143V153H141ZM150 153L149 152H147L146 154H144V156H147V155H149ZM30 155V156H29ZM44 155V156H43ZM154 155V154H153ZM161 155V156H160ZM6 156V157H5ZM10 156V157H9ZM39 156H40V158H39ZM58 156H59V158H61V160H62V162H60L61 160L58 158ZM71 156V157H70ZM88 156V157H87ZM160 156V157H159ZM46 157H47V159H46ZM53 157V158H52ZM63 157V158H62ZM68 157V158H67ZM87 157V158H86ZM117 157V156H116ZM115 157V158H116ZM159 157V158H158ZM231 157V156H230ZM52 158V159H51ZM55 158L56 159H59V161L57 162L56 160H55ZM115 158H112V160L113 161H117V163L120 161V159L119 160H116ZM159 159V160H157V159ZM35 159V160H34ZM43 159V160H42ZM44 159H46V161L44 160ZM168 159V158H167ZM42 160V161H41ZM82 160V161H81ZM162 160V161H161ZM234 160V161H233ZM238 160V161H237ZM5 161V162H4ZM7 161V162H6ZM10 161V162H9ZM22 161V162H21ZM21 162V163H20ZM26 164V165H24L23 167H22V164H24V163ZM45 163V166H46V168H45V166H44V163ZM60 162V163H59ZM69 162V163H68ZM126 162V161H125ZM124 162V163H125ZM196 162V161H195ZM231 162V163H230ZM3 163H5V164H3ZM16 163H20L19 165L18 164H16ZM55 163V164H54ZM67 163V164H66ZM73 163V164H72ZM144 163V164H143ZM228 163H230V164H227V163H223V168H221V171H222V173H221V177H220V180H222V179H224L227 175H231V174H235V172H237V171H239L240 170V168H248V166L247 165H243V163H242V161H241V159H236V158H234V157H231V158H229L228 159ZM258 163H260V160L258 161ZM2 164V165H1ZM15 164L19 167H17V168H15L14 166H15ZM43 164V167L42 166H40V165H42ZM150 164V165H149ZM180 162H176V163H174V164H170V165H167V166H164V170H162V171H159L158 169L157 170H154V168L152 167V171H151V173H153V175L151 176V178H149V180H148V183H150L151 185H153V186H151L150 187V189H152V190H156V189H158V188H160L161 186H164L165 185V188H162L161 190H166V189H168V187L170 186V185H173V186H179L180 185V188H178L177 189V191H176V193H178V195H177V197L180 195V194H182L184 191H186L187 193H186V195L189 197V196H191L192 197V195L194 194V193H202L203 195H205V191H203V190H201L202 188H203V184L201 185V187L202 188H199V182H198V184H197V188H196V192L195 191H188V190H186V187L187 186H190V184H185V181L183 180V179H179V178H176L175 176H177V174H175V173H173L172 174V172H174L175 170H177L178 169V167H180ZM242 164V165H241ZM5 165H11V167H14L15 169L11 172L12 174H8L9 176L7 177L8 178V180H7V182L6 181H4L5 179H3V181L4 182H2L1 181V178H3L4 177V175H5V173H4V171H2V170H4L5 169V167H3V166H5ZM21 165V166H20ZM39 165V166H38ZM51 165H53V166H51ZM232 165V166H231ZM27 166V168L26 169H24V167H26ZM87 166V165H86ZM195 166H196V164H195ZM239 166V167H238ZM242 166V167H241ZM29 167H30V169H29ZM40 167V170L41 171H38V168ZM63 167V169H61ZM71 167V168H70ZM76 167H78V168H76ZM87 167H90V166H87ZM151 167H149V168H151ZM3 168V169H2ZM23 170H22V169ZM44 168V169H43ZM64 168H66V169H64ZM204 168H206V169H208V172L207 173H205V172H203V170H204ZM264 168V167H263ZM2 169V170H1ZM210 169L212 170V173H215L214 171H215V169H214V167L212 166V167H208L207 168V166H205V167H203V168H200V165H199V168H198V171H202L201 172V174H199L200 176H201V178L203 177L204 178V176H206V175H208V173H209V171H210ZM19 170H21V171H19ZM37 170V171H36ZM55 170V171H54ZM59 170H62V171H59ZM148 170V171H147ZM23 171V172H22ZM50 171H51V173H50ZM65 171V172H66ZM80 171V172H79ZM168 171V175H165V172H167ZM198 171H197V173H196V170H195V175H197L198 174ZM21 172V173H20ZM60 172V173H59ZM119 172H121L120 170H119ZM138 172V173H137ZM238 173V172H237ZM20 174V175H19ZM32 174H34V175H32ZM57 174V175H56ZM87 174V175H86ZM121 173H119V175H120ZM172 174V175H171ZM205 174V175H204ZM31 175V177H29ZM114 175H115V177L118 175V173L117 172H115L114 171ZM133 175H135L134 176V178H133ZM199 175H197L196 176V178H193L194 179V181L196 182V181H198V180H201L198 176ZM49 176V177H50ZM51 176V177H52ZM233 177H234V175H232ZM33 177V178H32ZM84 178H85V180H84ZM133 178V179H132ZM203 178H202V180H203ZM240 178V177H239ZM239 178H238V176H237V180H238V182H239ZM16 179H17V181H16ZM89 179L87 178V177H84V176H82V180H81V178H80V185H78L77 187H80L79 189L81 190V191H83L82 193H81V191L79 192V193H81L80 195H82L83 193L85 194V195H87V196H92V197H99L100 198V190H102L101 188L102 187H100V189L99 188H95V186L93 185V181L94 180H92V183H91V185H93V187L91 186V187H89V185H88V182H89ZM122 179V178H121ZM125 179V180H124ZM130 179H132V180H130ZM246 178H242L241 177V180H242V182H243V185L242 184H240V186L239 187H243V188H241V191H246L247 192V190H250V191H248V194H249V196L251 197V198H253L254 199V197H255V199H258V197H260V199L259 200H261V201H264V180L262 179L261 181H260V183H256V185H254V184H252L249 180H245ZM130 182H129V181ZM201 180V181H202ZM205 181H207L206 180V178L204 179ZM15 181V182H14ZM85 182H87V185L88 186H85ZM5 183V184H4ZM10 183V184H9ZM184 183V184H183ZM252 185H251V184ZM3 184V185H2ZM14 186H13V185ZM107 184H108V182H107ZM175 184V185H174ZM208 184V183H207ZM263 184V185H262ZM27 185V186H26ZM168 187H167V186ZM225 185H229V183L228 184H224V183H222L221 185H220V187L221 188H225L226 187V189H224V190H222V191H220V190H213L214 192H216V193H214L213 195H210V197H206V195H205V197H203V199H199L198 201H200V200H203L202 201V203L203 204H201V207H200V211L202 210V209H204V211L203 212H205L208 208H209V206L211 207V209H212V212H214V213H211V210L209 211V213H211V214H209L208 216H207V218H206V220H209L210 219V221H213V223L212 222H209L208 223V225H207V232H206V237L208 236V237H210V235H212V236H214V235H216V240L218 239V238H221V236H223V235H221V230L220 229H217L216 230V227H220V225L219 224H221L223 221H225V220H223V218L225 217V216H223V214L224 213H220V211L221 210H219L220 208H221V206L222 207H228L229 206V204L228 203H226L225 201H224V199H222L223 198V196L224 195H226L227 193L229 194L230 193V191L232 190V189H234V188H232L231 190H230V188H228L227 186H225ZM238 185L239 184H237V185H235L236 187H238ZM249 185H251V186H249ZM16 186V187H15ZM234 186V187H235ZM249 186V187H248ZM253 186L256 188V189H252L253 188ZM8 187V188H7ZM81 187H82V189H81ZM86 187H88V189L86 188ZM111 187H113V186H110V182H109V187H108V189H107V191H110V193L112 192L113 193V191L112 190H110V188ZM182 187V188H181ZM219 187V188H220ZM251 187V188H250ZM38 188L39 189H42V187H39L38 186ZM93 189V190H90V189ZM107 187H105V189H106ZM185 188V189H184ZM205 188H207V187H205ZM8 189V190H7ZM86 189V190H85ZM95 189H96V191H95ZM116 190H119V188H115ZM128 189V190H127ZM243 189V190H242ZM258 189V190H257ZM68 190H69V188L68 189H63V190H60V193L58 194V195H56V196H54L53 194H52V192H51V194L49 195V193L47 194V195H45L46 196V201L48 200V201H51L50 202V205L51 206H56V203L58 202V201H61V200H64V201H70V198H72V197H70V198H67V197H69L68 196V193H66V192H68ZM90 190V191H89ZM183 191V192H179V191ZM229 190V191H228ZM7 191V192H6ZM92 191H94V194L93 193H91ZM243 191V192H244ZM65 192V193H64ZM89 192V193H88ZM217 192H218V194L220 193L222 196L217 200V197H218V194H217ZM225 192V193H224ZM246 192H245V194H246ZM250 192V193H249ZM257 192V193H256ZM5 193V194H4ZM9 194V195H7V194ZM88 193V194H87ZM99 193V194H98ZM109 193V194H110ZM175 193V194H176ZM224 193V194H223ZM4 194V195H3ZM11 194V195H10ZM12 194H13V196H12ZM102 194V193H101ZM108 194V195H109ZM7 195V196H6ZM16 195H17V197H16ZM23 195V194H22ZM29 196H30V194H28ZM126 195H128V196H126ZM216 195V196H215ZM253 195V196H252ZM29 196H26V198H28ZM33 196V195H32ZM48 196V197H47ZM72 196H76V195H72ZM90 196V197H91ZM173 196H175V195H173ZM213 196V197H212ZM215 196V197H214ZM258 196V197H257ZM7 199H6V198ZM8 197H11L10 199L8 198ZM12 197H14V198H12ZM57 197V198H56ZM127 197V198H126ZM225 197V196H224ZM5 198V199H4ZM117 198V197H116ZM20 199V198H19ZM56 199H59L58 201L56 200ZM73 199V198H72ZM12 200V201H11ZM56 200V201H55ZM131 200V199H130ZM157 201H158V198L156 199ZM221 200H222V202H221ZM129 201V200H128ZM12 202H14V203H12ZM223 203L224 204V206H223V204H219V203ZM31 203V201L29 202H27V204H25V206L27 207V208H29L28 207V204H30ZM49 203V202H48ZM217 203H218V206H217ZM207 206H206V205ZM209 204V205H208ZM221 205V206H220ZM32 206V205H31ZM164 206V205H163ZM131 207V206H130ZM215 207H217L218 208V211H217V208H215ZM27 208H25V209H27ZM160 208H162V206L160 207ZM214 209V210H213ZM132 210H133V208H132ZM8 211V210H7ZM7 211L5 212V213H7ZM131 211V210H130ZM216 212V213H215ZM218 212V213H217ZM149 213H150V211H149ZM148 213V214H149ZM147 214V215H148ZM215 214V215H214ZM154 215H155V213H154ZM162 215V213L159 215V217ZM262 218H263V216H262ZM264 219V218H263ZM216 222H215V221ZM223 220V221H222ZM219 222H221V223H219ZM210 225V226H209ZM259 227V224H253V226H254V229L253 228H249L248 229V232H249V237L252 239V237H253V235H252V231H255V232H257L258 230H257V226ZM261 226H262V228L264 229V222L263 223H261L260 224ZM212 226H214V227H212ZM256 228V229H255ZM208 230H213V231H209L208 232ZM216 233V234H215ZM132 235H135V234H130V233H125V234H123L120 238H124V237H127V238H129V237H131ZM262 236V234L259 236V237H257V238H260ZM194 240V241H193ZM193 240H192V245L194 244L195 246H196V244L198 243V239L197 238H193ZM218 241H220L219 243H218ZM263 241H264V239H263ZM224 242V240L223 239H218L217 240V244H221V243H223ZM264 243V242H263ZM210 244H213V243H210ZM222 245V244H221ZM144 251H149L147 248H145L144 249ZM173 252V251H172ZM227 252H229V251H226V252H224L223 254H225V257L227 256L229 259L232 257V256H230L229 257V253H227ZM227 253V254H226ZM228 260V259H227ZM247 260H249V258H247ZM227 262H229V260L227 261ZM263 263H264V261H263Z\"/></svg>",
    "mask_w": 264,
    "mask_h": 264
}]
</instances>
